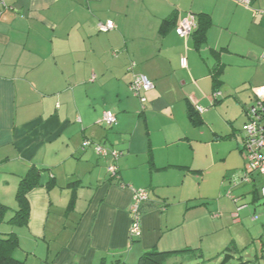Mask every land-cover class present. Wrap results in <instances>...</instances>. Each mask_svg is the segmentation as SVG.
<instances>
[{
	"label": "crops",
	"instance_id": "crops-1",
	"mask_svg": "<svg viewBox=\"0 0 264 264\" xmlns=\"http://www.w3.org/2000/svg\"><path fill=\"white\" fill-rule=\"evenodd\" d=\"M261 11L264 0H0V241L18 238L12 257L135 264L150 252L197 254L208 222L196 221V210L205 190L224 182L229 158L242 154L235 118L214 95L226 91L228 69H255L252 103L264 86ZM191 17V35L179 37ZM136 75L154 85L144 105L130 89ZM190 102L205 110L202 125L191 122ZM108 112L117 117L112 128L101 124ZM114 163L118 179L108 173ZM31 173L38 184L20 225L11 221ZM237 178L236 188L247 185ZM132 189L150 194L140 239L130 237Z\"/></svg>",
	"mask_w": 264,
	"mask_h": 264
},
{
	"label": "rangeland",
	"instance_id": "rangeland-1",
	"mask_svg": "<svg viewBox=\"0 0 264 264\" xmlns=\"http://www.w3.org/2000/svg\"><path fill=\"white\" fill-rule=\"evenodd\" d=\"M254 72L255 69L251 67L228 69L223 78L234 91L226 87V91L220 93L224 99L222 114L235 118L240 142L244 138L242 106L253 105L250 89L253 84L251 79L255 78ZM236 153L223 167V171L226 170L222 178L224 182L205 190V194H208L206 204L196 210L199 211L195 213L196 221L203 219V222H208L204 224L208 234L197 237L193 243L192 248L199 249L198 253L173 256L167 258L165 264H264V181L257 176L253 183L236 188L237 176L243 174L245 166L243 154ZM236 213L238 217L234 218ZM208 216L216 219V226L206 220Z\"/></svg>",
	"mask_w": 264,
	"mask_h": 264
},
{
	"label": "built area",
	"instance_id": "built-area-1",
	"mask_svg": "<svg viewBox=\"0 0 264 264\" xmlns=\"http://www.w3.org/2000/svg\"><path fill=\"white\" fill-rule=\"evenodd\" d=\"M240 4L249 6L251 0H237ZM263 14L264 11H261ZM196 26L194 17L185 19L177 27L176 32L179 37L187 38L191 35L193 28ZM114 28L113 24H108L101 28L102 31L107 32ZM264 61V52L262 54ZM181 66L187 67V60H181ZM132 93L138 97L144 105L147 102L146 94L154 89V85L149 79L143 75H136L133 77L130 84ZM254 102L246 112V123L243 126L242 133L244 134L242 142V152L245 160V168L242 174L241 181L245 184H251L255 181L257 176L263 178L264 181V86L253 90ZM220 93H215V98L219 97ZM199 113L205 112L203 108L196 107ZM101 124L106 128H112L117 124V117L114 113H105ZM90 141H85L84 148L91 146ZM97 154L101 157L110 156V152L102 145H95ZM121 153L112 152V158L116 162L120 158ZM108 173L111 178H119V167L116 163L108 167ZM133 201L130 209L131 214V239H140L142 237V206L150 199V194L147 189H132ZM262 197L264 198V185L262 187ZM238 217V215H234Z\"/></svg>",
	"mask_w": 264,
	"mask_h": 264
},
{
	"label": "trees",
	"instance_id": "trees-1",
	"mask_svg": "<svg viewBox=\"0 0 264 264\" xmlns=\"http://www.w3.org/2000/svg\"><path fill=\"white\" fill-rule=\"evenodd\" d=\"M216 93L218 92L216 91ZM189 118L194 126L202 125V121L200 120V117H199V112L196 110V107L191 102L189 106ZM241 153L243 154L242 149H241ZM38 176H39L38 173L36 174L31 173L29 176H27L26 178L22 180L19 190H18V194H17V199L19 202V210L17 211L16 216L12 219L11 222H14L20 225H25L28 223L29 217L31 215V206L28 200V194L33 188H35V186H37ZM112 179H117V178H112ZM5 210H6V207L0 206V222L3 221V215H4ZM17 245H18V238L14 235H12L7 240L0 241V264H23L22 262L14 259L11 255L12 250L15 247H17ZM196 251L197 250H193V252H196ZM170 254H174V253H168V252L146 253L135 264H165Z\"/></svg>",
	"mask_w": 264,
	"mask_h": 264
}]
</instances>
